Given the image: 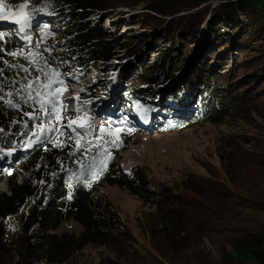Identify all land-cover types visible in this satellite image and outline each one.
<instances>
[{
	"label": "trees",
	"instance_id": "16d2710c",
	"mask_svg": "<svg viewBox=\"0 0 264 264\" xmlns=\"http://www.w3.org/2000/svg\"><path fill=\"white\" fill-rule=\"evenodd\" d=\"M112 1L5 0L4 2L13 8L27 2V10H32L33 16L37 15L40 10L53 16L61 15V10L68 12L69 18L66 21L65 18L62 21V17L58 16L54 17V23L62 24L61 32L69 37L65 42L74 46V51L71 50V52H75L72 55L75 59L70 64L75 63L77 67L83 66V63L110 61L120 55V52L125 53L128 59L140 53L147 43L164 47L169 44L168 41H175L178 35L179 42L186 41L188 38L192 40L191 36L200 29L209 11V7H202L203 9L200 8V11L196 13L172 17L169 22H166V28L161 37L153 40L134 36H119L110 39L106 28L91 26L87 19L91 12H103L112 8L114 6ZM120 1H124L123 5L131 7V0ZM141 1H145L148 11L165 17L172 16L173 12L176 13L182 7L191 10L207 3L218 2V6L213 9V17L218 21L223 20L225 24L229 23V27L236 25L231 30L233 39L231 37L227 39L228 41L235 40L237 48L241 44L245 50H237L231 60L230 55L225 51L221 53V48L223 49V44H221L217 50H211L210 58L202 62L199 69L189 75L177 91L168 92L163 88L157 89L173 75L177 76L182 68L184 69L188 60L185 49L187 44L184 41L180 49L182 56L173 60L170 55L157 53L156 63L151 62L141 66L136 77H132L122 91L124 101L140 105L144 110L150 111V108L155 107L154 100L159 96V104L167 115L162 128L163 132H174L181 129L182 123L173 119L170 113L173 106L177 104L176 101L182 97L186 100L194 95L196 87L200 88L199 94L204 92L205 97L213 103V113L208 119L211 124L223 125L229 118L247 121V118L254 113L260 114L264 119V79H262L261 72L257 70V73L249 76L238 74L246 52L247 58H255L256 55H250L249 51L259 47L258 44L262 45L261 48L264 46V0H138V3ZM144 16L147 19L142 28L150 30L158 28L162 22V20L158 22L160 19ZM239 21H244L242 23L244 27L237 26ZM2 33L4 35L0 38V155L5 149L25 148L28 152L21 161L17 162V170L13 169L3 175L6 178L8 193H0V264H6L11 256L23 260L33 258L44 264H61L89 247L108 250L109 255L102 260V264H142L138 250L130 243L129 235L120 229V224L117 225V218L109 212L108 203L102 199L94 200L91 197L92 191L98 186L100 176L117 153V148L109 142L108 134L98 130V134L90 137L86 142V140L77 141L66 132L57 143L33 147L29 140L23 141L20 138V133L26 131H21L20 127L13 122L15 117H23L24 122L29 120L31 123L36 121L38 114L41 116L45 113L39 110L40 104L37 102L39 98L35 97V92L32 93L33 99H29L30 90L22 87L28 81L35 80L37 76L40 77L39 83H47L50 79L53 81L51 88L41 89V91L51 92L57 88L61 89V94L57 97L58 101L67 92L65 88L68 82L58 64L64 60L70 61L72 58L68 53L63 57V54L55 51L52 41L58 32L53 28L52 22L42 24L37 29L33 46L29 49L21 48L19 42L9 34ZM218 36H220L219 32L213 35V37ZM20 50H23V55L18 54L15 57L8 55L10 52L19 53ZM242 53L243 56H241ZM128 61L126 60L122 66V74L126 75L131 71ZM228 62L231 64L234 62L231 69L230 67L225 68L230 66ZM259 65L261 67L260 63ZM262 71L264 72V69ZM45 73L48 74L47 78ZM90 95V90L82 93L84 98ZM44 99H49V97H44ZM8 101H11V104ZM85 114L83 110L79 116L83 117ZM114 128H110V134L115 133ZM12 134L16 136L13 137ZM23 138L31 137L27 134L23 135ZM118 138L126 139L127 133L120 130ZM240 144L238 139H228L226 146H229L232 151H224L219 156L222 162L229 164L225 165L228 183L232 186L246 183L247 187L243 189V192L249 197L240 196L232 189L222 187L223 182L213 175H210L208 179L187 178L183 182L184 190L192 193L204 205L209 206L210 204L219 215H222L221 205L224 203L228 204L224 205V215H228L231 209L247 212L244 214L245 217L264 214V207L258 208L260 205L256 207L254 204L259 192L255 190L254 181L256 179L253 181L251 175L252 173L258 175L261 172L255 169L261 170L264 167L256 157L257 152L248 151L244 145ZM106 153H108V159L111 158V160L107 161ZM40 158L44 159L45 163L34 170ZM24 170H32V179L18 184L17 178ZM238 170L248 175L235 177ZM105 177L106 184L109 186H117L131 196L144 197V200L141 198L140 200L147 202V205L154 209L150 216L145 217V222L140 226L143 230L148 228L151 239L161 243L169 259L182 252L195 249L198 246L197 240L207 238L206 235L211 231V227L205 226L203 229L204 214L201 217L195 215V207L198 206L196 203L186 199L184 202L179 197L180 201L175 204L178 206L174 207L171 204V201H175L179 196L177 191L160 185V193L155 195L148 193L144 196L146 181L138 173L135 180H129L120 169L115 168V163L109 166V172ZM261 181H264V178L261 177ZM52 184H54L53 190L51 189ZM162 189L167 190L169 197L166 200L165 194L162 195ZM40 190L43 193L39 199L29 201L36 194H40ZM47 192L52 194V198L43 206L44 193ZM69 193H71V199H69ZM183 203L189 204L190 210L183 206ZM25 206L29 207V213L22 225L17 217L20 215V209ZM216 213L213 214L216 215ZM263 219L258 216L256 222L248 229L238 226L230 228L232 238L227 240V246L231 252L226 256L227 258L240 264H264V228L259 227V222ZM67 222L75 223L80 227L81 232L77 234L72 231L73 226L69 231H59L62 224ZM222 222L235 225L239 221L236 222L233 219L226 222L222 219ZM144 223L146 226H143ZM34 224L39 225V231L35 233L30 230ZM144 232L146 233V230ZM32 238L35 240L31 243ZM131 251L137 254L133 258H129Z\"/></svg>",
	"mask_w": 264,
	"mask_h": 264
},
{
	"label": "rangeland",
	"instance_id": "374dc122",
	"mask_svg": "<svg viewBox=\"0 0 264 264\" xmlns=\"http://www.w3.org/2000/svg\"><path fill=\"white\" fill-rule=\"evenodd\" d=\"M4 1L5 0H0V15H4L8 18L0 20V32L8 33L12 38L19 42V44L26 43V45H28L31 42V39L30 36H25V33L28 31L32 33V30L40 23H48L55 19L52 17L53 15H49L43 10H40L37 15L33 16L31 27L27 28L24 31L25 33L20 32L19 25L16 24L15 21L21 19V14L27 12V8L22 9V4L16 5L13 8V6L5 4ZM123 2L120 0H113L112 3L114 6L112 8L106 9L103 12H91L89 19L87 20L91 26L95 25L106 28L110 39L119 36H134L136 38L153 40L157 37H161L163 30L166 28V22H169L172 17H180L190 13L193 14L200 11V8L202 7H209V11L204 17V22L200 26V29L191 36V38L193 37L192 40L188 38L186 41L182 40L179 42L178 35L175 41H168L169 44H166L164 47L160 45L152 46L151 43H147L142 51L133 57L127 59L125 53L120 52L121 54L112 60L105 62L102 61V64L95 63L94 68L88 66L87 70H82L78 73L74 69V63L69 65L70 62L75 59L72 58V55L75 54V52H71V50L74 51V46L68 45V42H65L69 37L61 32L62 24L57 23L58 25H55V23H52L53 28L58 32V35L52 41L55 46V51L59 54H63V57L68 53L72 58L70 61L64 60L58 64L68 81L65 88L67 92L60 100L63 105H66V108L57 106L60 114L59 122H57L54 116L45 115V113L41 116L38 114L36 121L31 123L29 120L24 122L23 117H15L13 122L20 127L21 131L27 132H21L20 138H22L23 141L29 140L33 144V147H39L44 144L57 143L63 136H65L66 132L70 133L72 131L74 133L72 134L73 139L77 141L86 140V142H88L86 138L87 136H95L98 134L97 131L103 128L104 131L102 133L108 134L109 142L112 145H116L115 142L121 141V139L118 138L120 131H115L114 134H110V128L115 127L114 129L119 128L120 130H123V127L127 128L129 133L126 139H128L129 144L127 151L121 153L123 165L126 168L135 165L143 168L142 173L147 177L151 187L156 188L162 185L164 188L177 191L179 193L178 198L175 201H171V204L174 207L178 206L175 204L180 201L179 197L183 200L186 199L196 203L198 206L195 207V215H200L199 217H201L204 214V217L202 218L203 229H205V226L207 228L211 227V231L206 235L207 238L197 240L198 246L195 249L182 252L178 254V256L170 257L169 259V256L167 257L166 251L164 247L161 246V243L157 240L155 241L154 239H151L147 231L148 228L144 229L146 230L145 233L140 226L141 223L145 222V217L150 216L154 209L147 205L148 203L141 201L139 197L131 196L128 192L119 189L117 186H100L101 189L99 188L98 192L94 193L95 197L108 203V209H110L117 218V225L120 224V229L129 235L130 243L138 250V256L142 264H240L226 257L229 252H231V249L227 246V240L232 238V234L230 233L232 230H230V228L238 226L239 228L248 229L256 222L258 216L261 219L264 218V214H256L254 216L249 215L245 217L244 214H247V212L231 209L228 215H224V205H228L227 203H224L221 205L223 209L222 215H219L214 208L212 209L210 204L209 206L204 205L200 199L196 198V196L184 190L182 187H184L183 182L186 181L187 178L194 177L196 179H208L211 177L210 175H213L219 181L223 182L222 187L232 189L240 194V196L249 197L243 192V189L247 187L246 183L239 186H232L228 183L225 175V165L228 166L229 164L222 162L219 155L224 151H232L229 146H226L228 139H238L241 143L240 145H244L245 149L259 153V155L256 153V157L264 167V119L260 114L254 113L247 118V121L229 118L228 120H225L223 125L202 123L201 126L192 130L189 129L187 131L171 134H155L156 129L160 128L155 122L150 126V130H145L141 126L129 128L127 125L128 123L126 122L127 120L121 116L125 114V111L132 112L133 110L126 109V106L121 103L124 102V100L122 98L119 99V87H126L129 80L132 77H136L139 73L141 66H145L151 62L156 63L158 58L157 53L170 55L173 60L182 56L183 53L180 49L184 45H182V42L184 41L186 42L185 44H187V48L185 47V49L188 56L184 69L182 68L177 76L176 74L173 75L174 78L171 77L168 81L166 80L164 84L161 83L162 85L158 86L157 89L163 88L168 92L178 89V87L187 80L189 75L195 73V71L199 69L202 62L210 58L209 54H211V50H217L221 44H223L221 53L225 51V53L230 55V59L232 60L233 55L236 54L237 50H245L244 46L241 44L240 47L238 46L237 48L235 40L228 41L227 39L228 37L233 39L231 30L236 25H231L229 27V23L225 24L223 20L218 21L213 17V9L218 6V2L207 3L199 8L191 10L183 9L181 6L182 8H179L180 10L176 11V13L173 12V15L168 17L160 16L148 11L145 1L138 3V0H131V7L123 5ZM60 13L61 15L56 14L55 17H62V21H64V18L65 21L69 18L67 17V12L61 10ZM63 14L65 15L63 16ZM144 15H148L157 20L160 19L158 21L159 23L162 20L160 26L158 28H152L151 30L142 28L145 19H147ZM243 22L244 21H239L237 26L241 25L244 27V25H242ZM218 32L220 36L213 37V35ZM237 33L235 34L237 35ZM63 38L66 39L63 40ZM219 39H222L223 41L221 42ZM164 41L167 43L166 40ZM258 46L259 47L252 46L255 47L253 49L256 52H253L254 50L249 51L250 55H256L255 58H247L246 52L240 65L241 69L238 73L239 75H254L258 70L261 72L262 79H264V72L262 71V69H264V52L260 51H264V46L263 48H261V44H258ZM243 55L244 54L242 53L241 56ZM126 60H129L128 63L131 66V71L125 75L122 74V66ZM234 62L232 64L228 62L230 66L225 68L230 67L231 69ZM259 63L261 64V67ZM89 65L92 64L90 63ZM84 73L85 78L80 79ZM117 76L120 78L119 86L116 82ZM76 85L79 88L85 87L90 90L91 95L88 100L82 101L76 99L77 95L72 91ZM101 104H103L104 107L99 109ZM51 107V104H49V110ZM78 108L79 111L84 110L86 113V118L80 122L84 124L85 127H79V131L73 127L74 124L71 125V127H67L69 120L75 119L76 114L79 113L77 111ZM154 120H157V117ZM49 121H51V124H49ZM41 122H43L45 128L52 126L55 129H59V131H45L43 136L38 139L37 137L40 136V129L37 126ZM123 131L125 132V130ZM61 133L63 134L61 135ZM27 134H29L31 138H23V135ZM12 136L15 137L16 134H12ZM99 142L101 143V141ZM16 153H18V151H16L15 154ZM2 157L6 158L5 161L9 162L11 159L10 152L7 150L3 151ZM21 158L22 157H19L16 160H20ZM44 163L45 161L42 158L37 160L34 170L42 166ZM15 167L16 166L13 168ZM6 171L7 168H0V174ZM255 171L261 173L258 175L256 173L251 174L253 181L256 179L254 181L256 185L255 190L259 192V196L256 198L257 200L254 204L256 207L260 205L258 208H263L264 181L260 182V180L261 177L262 179L264 178V168H261V170L255 169ZM247 175L248 174L242 173L241 170H238V172L236 171L235 173V177H243ZM29 177L30 172L25 171V173L21 174L17 180L21 182ZM256 182H258V184H256ZM0 191L7 193L8 187L6 186V182L0 183ZM39 192L40 194H36L35 197L29 201H36L39 199L43 193L41 190ZM162 192L167 195V190L162 189ZM172 194L177 196L175 193ZM44 197L43 205H45L46 201H49L47 195ZM167 197L169 196L167 195ZM186 200H184V202ZM188 205L189 204L187 203H183V206L190 210ZM209 207L210 209H208ZM213 213H216V215ZM19 216L20 215H18L17 219H19ZM222 219L226 222L233 219H235L236 222L237 220L239 222L235 225H228L227 223H223ZM69 226H73L72 231L77 234L81 232L80 228L72 222L62 224L59 231H69L71 228ZM143 226H146V224L144 223ZM222 227H224V230H222ZM259 227L264 228V219L259 222ZM32 229L34 231L38 229V226H35ZM107 255H109V253L105 248L89 247L82 252L73 255L70 259H66V261L61 264H102V260L107 257ZM129 255V258H133L134 255L137 254H133V251H131ZM6 264L44 263H40L33 258L23 260L22 258H14V256H11Z\"/></svg>",
	"mask_w": 264,
	"mask_h": 264
},
{
	"label": "clouds",
	"instance_id": "9594fccd",
	"mask_svg": "<svg viewBox=\"0 0 264 264\" xmlns=\"http://www.w3.org/2000/svg\"><path fill=\"white\" fill-rule=\"evenodd\" d=\"M95 63L102 64L103 62L102 61H96ZM95 63H93V64L91 63L92 65H89L90 63H83V66H81V67L86 69V66H92L94 68L95 67ZM195 89H196V93L194 95H191L188 99L185 100L182 97V98H180L179 101H176L177 104L173 106V110L170 113L171 117L173 119L177 120V122H179V123H182V127H181V129L179 131H174V132H163L162 131V128H163V125H164V120L167 117L166 113L162 109L161 110L163 112V115H165L164 117H163V115H160V117L162 118L161 119L162 123H159L158 115L156 116L157 120H152L154 118V116L151 115L152 117L147 118L149 120V125L147 126L148 130H150V126H152V124L154 122L160 126V128L156 129L155 134H163V133L164 134H171V133H175V132L187 131L189 129L192 130V129H195V128L201 126L202 123H209L208 119L210 117V114L213 113L212 112L213 103H212V101L209 98L205 97V93L204 92L202 94H199V89H200L199 87H196ZM175 91H177V89ZM77 97H79L78 100H82L80 98V96H77ZM99 109H101V108H99ZM82 111L83 110H80V113H82ZM80 113H78V115ZM128 133L129 132H127V136H128ZM70 135L72 136V134H70ZM128 144H129L128 139H124V140H121V141L118 142L119 146L114 145L117 148V153H116V155L114 156V158L112 160H111V158L108 159V153H106L107 161L108 160H111V161L108 163L105 172H103L102 175L100 176V180H99L98 186L95 188V190L92 191L93 193L91 194V197H93L94 200H100V198L95 197V194H94V193L98 192L100 186H102V185L109 186L108 184H106L107 180H106L105 175H106L107 172H109V166L110 165L113 166L114 163H115V168L116 169H120L121 173L126 178H128L129 180H131V179H132V181L135 180L136 174L138 173L146 181V189L143 191V195L144 196H146L148 193H152V194L155 195V194L161 192L160 186H158L156 188L151 187V185L148 182L147 177L142 173L143 172V168H140L137 165L130 166V167L126 168L123 165L121 153H124V152L127 151ZM5 150H3V151H5ZM15 169H16V167L14 168V170ZM26 172H30V177L27 178V179H24V180H31L32 179V170H29V171L26 170ZM24 173H25V170H24V172L22 174H24ZM4 174L0 175V183L6 182V180H5L6 178L3 177ZM24 180H22L21 182L17 180V183L21 184ZM137 186H138V184H137ZM53 187H54V184H52V187H51L52 190H53ZM0 193H4L5 194V192H1V191H0ZM7 193H8V191H7ZM44 194L48 196L47 198H49V201H50L51 198H52V194L50 192H47V193H44ZM163 194H165V193L162 192V195ZM140 198L142 200H144L143 199L144 197L143 198L140 197ZM164 198H165V200L168 198L166 194H165ZM43 201H44V199H43ZM49 201H46L45 205ZM145 203H147V202H145ZM45 205H43V206H45ZM109 212H111L110 209H109ZM28 213H29V207L25 206V207L20 209L19 220L22 221V223H21L22 225H23V220L26 219V217L28 216ZM67 223H70V222H67ZM35 226H38V228H39V225H37V224H34L32 226V228H34ZM69 227H72V226H69ZM32 228L30 230H33ZM34 231L38 232L39 229H36ZM33 240H35V239L32 238L31 239V243L33 242Z\"/></svg>",
	"mask_w": 264,
	"mask_h": 264
},
{
	"label": "snow or ice",
	"instance_id": "6c2138e0",
	"mask_svg": "<svg viewBox=\"0 0 264 264\" xmlns=\"http://www.w3.org/2000/svg\"><path fill=\"white\" fill-rule=\"evenodd\" d=\"M21 8H27V2L25 4L21 5ZM39 11V10H36ZM8 17L4 16V15H0V20H4L7 19ZM33 19V11L29 10L27 12H24L21 14V19H17L15 21L16 24L19 25V31L20 32H24L27 28L31 27V21ZM3 33L0 32V38H3ZM47 51V50H46ZM23 55L24 52L23 50H20L19 53L17 52H10L8 53V55L11 56H17V55ZM25 71H27V69H24ZM54 75H58V73H54ZM48 74L45 73V77L47 78ZM40 81V77L37 76L35 80H30L28 81V83L26 85H22L23 88L29 89L30 91L28 92V96L29 99H33L32 93L35 92V97H38L39 100L37 101L40 104V111H44L45 115H49V116H54V118L57 120V122H59L60 120V114H59V110H58V104L60 107H64L66 108V105H63L62 102L58 101L57 97L61 94V89L57 88L54 89L51 92H42L41 89H50L51 85L53 83V81H51L50 79L48 80L47 83H39ZM44 97H49V99H44ZM76 99H79V97H76ZM9 104H11V101H8ZM51 104V109H48V105ZM77 111L79 112V108L77 109ZM33 118V117H30ZM80 119V117L78 116L76 119L73 120H69L67 127H71V125L73 124H77L78 120ZM49 124H51V121H49ZM90 126V125H89ZM40 129V136H38L37 138H41L44 134L45 131L47 132H52V131H59V129H55L54 127L50 126L48 128H45L43 122H41L38 126ZM78 127L80 128H84L85 125L84 124H78ZM101 132L104 131L103 128L100 129ZM116 132H119L120 129L117 128L115 129ZM63 133H61L62 135ZM35 135V133H34ZM116 146L118 145V142H115ZM79 147V144H78ZM87 151V149H86ZM69 187H71V185H69ZM69 199H71V193H69Z\"/></svg>",
	"mask_w": 264,
	"mask_h": 264
}]
</instances>
